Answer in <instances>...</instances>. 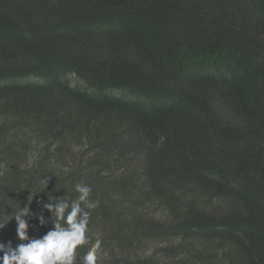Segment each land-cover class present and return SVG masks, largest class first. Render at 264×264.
Returning a JSON list of instances; mask_svg holds the SVG:
<instances>
[{"label":"trees","instance_id":"trees-1","mask_svg":"<svg viewBox=\"0 0 264 264\" xmlns=\"http://www.w3.org/2000/svg\"><path fill=\"white\" fill-rule=\"evenodd\" d=\"M81 179L98 264H264V0H0V222Z\"/></svg>","mask_w":264,"mask_h":264},{"label":"clouds","instance_id":"clouds-1","mask_svg":"<svg viewBox=\"0 0 264 264\" xmlns=\"http://www.w3.org/2000/svg\"><path fill=\"white\" fill-rule=\"evenodd\" d=\"M50 178L45 179L47 185ZM60 190L55 185L52 191ZM73 192L74 196L48 192L46 201H37L38 213L31 210V204L12 210L11 219L0 222V230L14 220L18 242L13 245L11 239L0 240V264H76L77 250L85 245L88 246L79 257L80 264H98L101 242L90 243L86 234L92 213L99 208L101 200L93 198V187L83 179L73 185ZM45 212L49 214L47 218ZM33 217L37 221L36 229L47 228L43 234L29 235V220Z\"/></svg>","mask_w":264,"mask_h":264}]
</instances>
